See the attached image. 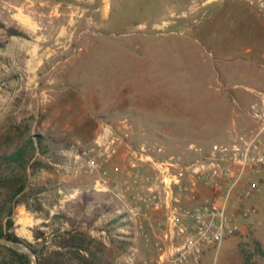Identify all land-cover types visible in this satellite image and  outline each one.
Listing matches in <instances>:
<instances>
[{
    "label": "rangeland",
    "instance_id": "obj_1",
    "mask_svg": "<svg viewBox=\"0 0 264 264\" xmlns=\"http://www.w3.org/2000/svg\"><path fill=\"white\" fill-rule=\"evenodd\" d=\"M251 88L264 91V0H0V153L44 136L34 144L40 167L26 170V194L43 209L18 204L14 231L38 264H152L164 216L148 210L141 228L132 187L115 189L130 168L126 143L104 172H90L82 152L112 124L126 125L137 148L194 160L192 145L261 125L264 92L256 107L236 99ZM178 102L179 119L145 112ZM248 180L261 187L236 203L248 216L219 249L206 247L201 264H264V170ZM66 231L91 237L90 250L63 247Z\"/></svg>",
    "mask_w": 264,
    "mask_h": 264
},
{
    "label": "built area",
    "instance_id": "obj_2",
    "mask_svg": "<svg viewBox=\"0 0 264 264\" xmlns=\"http://www.w3.org/2000/svg\"><path fill=\"white\" fill-rule=\"evenodd\" d=\"M255 116L261 125L231 142L207 149L192 145L201 153L191 161L160 157L161 145L155 147L158 152L146 145L135 147L126 141V125L107 124L95 144L82 152L90 172H104L109 157L126 143L130 168L115 189L132 187L131 210L141 228L148 210L164 216L154 229L152 264H201L206 247L219 249L239 231L238 216L248 212H238L236 203L261 189L259 182L245 181V176L264 170V112L256 110Z\"/></svg>",
    "mask_w": 264,
    "mask_h": 264
},
{
    "label": "trees",
    "instance_id": "obj_3",
    "mask_svg": "<svg viewBox=\"0 0 264 264\" xmlns=\"http://www.w3.org/2000/svg\"><path fill=\"white\" fill-rule=\"evenodd\" d=\"M2 135L0 134V140ZM42 144L44 136L40 133L28 137L23 144L10 153H0V236L8 237L15 241L26 242L31 247L32 243L20 237L13 229L14 210L20 203H25L27 208L41 210L43 206L40 202L33 205L26 194L27 188V166L36 170L41 162L35 158V141ZM42 148V145H41ZM34 149V150H33ZM43 153V150H42ZM13 170L9 171V169ZM45 232L40 230L36 238L43 237ZM93 239L83 232L66 231L62 238L61 245L65 248H71L75 251H88L91 248ZM33 248V247H32ZM34 249V248H33ZM37 253V250H34ZM0 264H32L31 258L25 252L13 249L0 244ZM39 264H58V261L52 258H41Z\"/></svg>",
    "mask_w": 264,
    "mask_h": 264
},
{
    "label": "crops",
    "instance_id": "obj_4",
    "mask_svg": "<svg viewBox=\"0 0 264 264\" xmlns=\"http://www.w3.org/2000/svg\"><path fill=\"white\" fill-rule=\"evenodd\" d=\"M262 92H264V91L261 89L251 88L247 91L244 90L242 92H239L236 99L240 102H248V103L251 102L252 107H256L257 104H259V101L262 97V94H261ZM260 94H261V96H260ZM216 104H217V102L215 101V105L213 107H211V109L212 108L216 109V107H215ZM171 110H177L180 113L177 115L172 114ZM180 110H182V108L180 107L179 102L177 103V105L174 104V106L171 104L169 105V104H163V103H162V106H159V105H155V103H152L147 107V110L145 112H146V114H148V116L150 115L153 118L154 117H162V118H168V119H172V118L179 119L181 114H182L181 113L182 111H180ZM197 111H198V113H200L201 109L199 110V108H198Z\"/></svg>",
    "mask_w": 264,
    "mask_h": 264
},
{
    "label": "water",
    "instance_id": "obj_5",
    "mask_svg": "<svg viewBox=\"0 0 264 264\" xmlns=\"http://www.w3.org/2000/svg\"><path fill=\"white\" fill-rule=\"evenodd\" d=\"M0 244L27 253L32 260V264H38V258L33 248L26 242L15 241L8 237L0 236Z\"/></svg>",
    "mask_w": 264,
    "mask_h": 264
}]
</instances>
